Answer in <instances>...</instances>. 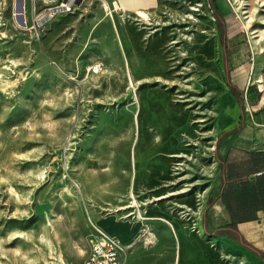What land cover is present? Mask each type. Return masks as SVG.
<instances>
[{
    "label": "rangeland",
    "instance_id": "374dc122",
    "mask_svg": "<svg viewBox=\"0 0 264 264\" xmlns=\"http://www.w3.org/2000/svg\"><path fill=\"white\" fill-rule=\"evenodd\" d=\"M259 1L158 0L128 12L80 0L37 35L2 0L0 264H83L99 229L121 241L123 264H186L159 222L170 175L159 176V117L191 116L205 94L207 106L229 98V58L264 55V36L255 47L248 30L264 32ZM213 252L211 264H230Z\"/></svg>",
    "mask_w": 264,
    "mask_h": 264
},
{
    "label": "crops",
    "instance_id": "0c3cea01",
    "mask_svg": "<svg viewBox=\"0 0 264 264\" xmlns=\"http://www.w3.org/2000/svg\"><path fill=\"white\" fill-rule=\"evenodd\" d=\"M118 2L129 12L152 10L158 0ZM251 53L235 62L229 58V78L221 83L229 98L222 103L207 106V94L198 100L192 95L190 103L197 101L191 116L166 111L159 117V176L170 173L159 194V222L173 232L179 250L187 249L186 264H211L213 251L230 264H247L225 239L241 245L257 264V255L264 261L232 235L217 233L234 226L264 253V55Z\"/></svg>",
    "mask_w": 264,
    "mask_h": 264
},
{
    "label": "built area",
    "instance_id": "2783aa9c",
    "mask_svg": "<svg viewBox=\"0 0 264 264\" xmlns=\"http://www.w3.org/2000/svg\"><path fill=\"white\" fill-rule=\"evenodd\" d=\"M80 0H23L18 15L20 24L40 35L41 28L55 17L74 12ZM99 67L93 72H98ZM124 249L121 241L101 231L90 240V251L83 264H123Z\"/></svg>",
    "mask_w": 264,
    "mask_h": 264
},
{
    "label": "bare ground",
    "instance_id": "6f19581e",
    "mask_svg": "<svg viewBox=\"0 0 264 264\" xmlns=\"http://www.w3.org/2000/svg\"><path fill=\"white\" fill-rule=\"evenodd\" d=\"M236 1V0H235ZM259 3H260V6H264V0H263V2L261 3V1H259ZM0 4H2V0H0ZM245 4V3H244ZM242 5V4H241ZM240 5V6H241ZM246 6V5H245ZM259 6V7H260ZM259 7H256L255 9H254V11L258 14V15H261V17H260V19L262 20V22L264 23V14H262L261 12H259L260 11V9L261 10H264V8L262 9V8H259ZM20 9H21V2H20V0H14V12H15V14H18L19 13V11H20ZM123 10L121 9L120 10V12H122ZM247 12L248 11H246V10H244L243 11V13H244V15H245V18H247V21H251L252 20V18L253 17H251V14H249V15H247ZM110 13H112L113 14V10H112V8H110ZM246 13V14H245ZM17 17H18V15H16ZM2 17V15H1V10H0V18ZM19 21V20H18ZM3 23L0 21V25H2ZM116 27V26H115ZM250 32V40H251V42H252V45L253 46H257V47H259L260 46V43H261V41H262V38H263V36H264V32L263 33H261V34H258L257 32H258V30L255 28V27H251V28H249L248 29ZM122 44V43H121ZM127 60V59H126ZM99 67V65H96L95 66V68H98ZM130 79V78H129ZM131 86L133 87V89L135 88V84H134V81H133V79L131 78ZM135 90V89H134ZM140 215L142 216V214L140 213ZM142 218H143V216H142ZM100 231H104V230H101V229H99ZM106 232V231H105ZM129 247V246H128Z\"/></svg>",
    "mask_w": 264,
    "mask_h": 264
},
{
    "label": "trees",
    "instance_id": "16d2710c",
    "mask_svg": "<svg viewBox=\"0 0 264 264\" xmlns=\"http://www.w3.org/2000/svg\"><path fill=\"white\" fill-rule=\"evenodd\" d=\"M233 88L237 89L236 86H232ZM239 100L241 102V99L239 97ZM240 126H238L237 128H239ZM217 233L219 234H229L232 235L237 241L241 242L242 244H244L245 246H247L248 248H250L251 250L257 252L259 255H261V257L264 259V253L261 249H259L258 247L254 246L249 240H247L243 234H241V232H239L234 226H232V228L226 229H220L217 231Z\"/></svg>",
    "mask_w": 264,
    "mask_h": 264
},
{
    "label": "water",
    "instance_id": "95a60500",
    "mask_svg": "<svg viewBox=\"0 0 264 264\" xmlns=\"http://www.w3.org/2000/svg\"><path fill=\"white\" fill-rule=\"evenodd\" d=\"M20 2H21V9H20V10H22V4H23V0H20Z\"/></svg>",
    "mask_w": 264,
    "mask_h": 264
}]
</instances>
